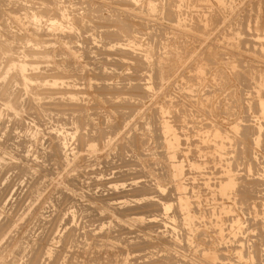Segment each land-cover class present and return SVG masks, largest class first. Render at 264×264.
I'll list each match as a JSON object with an SVG mask.
<instances>
[{
	"label": "rangeland",
	"instance_id": "rangeland-1",
	"mask_svg": "<svg viewBox=\"0 0 264 264\" xmlns=\"http://www.w3.org/2000/svg\"><path fill=\"white\" fill-rule=\"evenodd\" d=\"M1 1L0 158L11 165L0 173V264H264V0ZM60 8L75 26L48 29ZM19 63L34 77L29 93L10 69ZM232 177L241 185L224 196ZM173 184L190 222L174 235L173 212H160Z\"/></svg>",
	"mask_w": 264,
	"mask_h": 264
},
{
	"label": "bare ground",
	"instance_id": "bare-ground-1",
	"mask_svg": "<svg viewBox=\"0 0 264 264\" xmlns=\"http://www.w3.org/2000/svg\"><path fill=\"white\" fill-rule=\"evenodd\" d=\"M8 1H9V0H8ZM14 1H15V0H14ZM17 1H18V0H16V2H17ZM24 1H25V0H24ZM58 1H59V0H58ZM115 1H116V0H115ZM242 1H243V0H242ZM4 2H6V1H4ZM4 2H3V3H4ZM9 2H10V1H9ZM11 2L13 3V1H11ZM16 2H15V3H16ZM26 2H27V1H26ZM26 2H23V3H26ZM28 2H29V1H28ZM28 2H27V3H28ZM59 2L61 3V0H60ZM137 2H138V1H137ZM179 2H180V0H179ZM193 2H194V1H193ZM199 2H200V1H199ZM0 3L2 4V1H1V0H0ZM20 3H21V2L18 3V6L20 5ZM55 3H56V2H55ZM124 3H125V2H124ZM186 3H187V2H186ZM186 3H185V4H186ZM1 4H0V5H1ZM16 4H17V3H16ZM51 4H52V3H51ZM181 4H182V1H181ZM251 4H252V3H251ZM6 5H7V4H6ZM14 5H15V4L13 3V6H14ZM22 5H23V4H22ZM54 5H55V7H57L56 4H54ZM54 5L52 4V6H54ZM58 5H59V4H58ZM187 5H188V4H187ZM195 5H196V4H195ZM243 5H244V4H243ZM16 6H17V5H16ZM23 6H24V5H23ZM25 6H26V4H25ZM25 6L22 7V10L24 11V13H28V15H31L30 17H31L32 19H31V18H30L31 20L28 19L29 22L33 21V23L35 24V26H36V23H38L37 25H40L39 22L42 21V20H40V19H42V18H41V13H40V15L37 13V12H38V8H37V10H36V8L33 7V6H32V7H26V8H25ZM35 6H36V4H35ZM41 6H42V4H41ZM63 6H64V5H63ZM172 6H173V5H172ZM181 6H183V5H181ZM184 6H185V5H184ZM8 7H9V6H8ZM8 7H7V8H8ZM60 7H61V6H60ZM19 8H20V7H19ZM19 8H18V9H19ZM220 8H221V7H220ZM20 9H21V8H20ZM52 9H54V8H52ZM55 9L57 10L58 8H55ZM62 9H63V8H62ZM62 9L60 8V12L63 14V15H61V16H62V20L60 19L61 17H60V18L58 17V16L60 15L59 13H56V14H55V11H56V10H55V11H52V12H54L55 15H58L57 17H58V19L61 20V23H60V21L57 22L58 19L56 18L57 20H55V22H54V21H50V23H49L48 25H46V26H48V29L55 30L56 28H57V29H58V28L61 29V28H66L67 26H69V25H66V24L63 22V20L66 19L67 15L64 14V12H65L66 9H65V10H62ZM175 9H176V8H175ZM261 9H262V8H261ZM13 10H14V9H13ZM50 10H51V9H50ZM61 10H62V11H61ZM250 10H251V9H250ZM4 11L6 12V10H4ZM18 11H19V10H18ZM25 11H26V12H25ZM29 11H31V13H30ZM44 11H45V10H44ZM58 11H59V10H58ZM252 11H253V10H252ZM41 12H42V11H41ZM248 12H249V11H248ZM0 13H2V11H0ZM18 13H19V12H18ZM24 13H23V14H24ZM47 13H48V12H47ZM49 13H50V12H49ZM49 13H48V15H49ZM66 13H67V12H66ZM69 13H70V12H69ZM176 13H177V12H176ZM15 14H16V13H15ZM43 14H44V13H43ZM45 14H46V13H45ZM54 14L52 13L53 16H54ZM72 14H73V13H72ZM254 14H255V13H254ZM4 15H5V14H4ZM4 15H3V16H4ZM17 15H18V14H17ZM25 15H27V14H24V16H23V17L21 16V17H22L23 19H24V18L26 19L28 15H27V16H25ZM3 16H2V17H3ZM91 16H92V15H91ZM91 16H90V17H91ZM96 16H97V15H96ZM99 16H100V15H99ZM78 17H79V16H78ZM80 17H81V16H80ZM209 17H210V16H209ZM252 17H253V16H252ZM43 18H44V17H43ZM73 18H74V17H73ZM2 19H3V18H2ZM18 19H19V18H18ZM48 19H49V18H48ZM69 19H70V18H69ZM78 19H79V18H78ZM87 19H88V17H87ZM92 19H93V17L91 18V20H92ZM12 21H13V20H12ZM43 21H44V20H43ZM65 21H66V23L68 24L67 19H66ZM74 21H75V20H74ZM74 21H72V22H74ZM21 22H22V19H21ZM29 22H28V23H29ZM70 22H71V21H70ZM70 22H69V23H70ZM75 22H76V21H75ZM75 22H74V24H75ZM26 23H27V22H26ZM47 23H48V22H47ZM85 23H86V22H85ZM216 23H217V22H216ZM253 23H254V22H253ZM30 24L32 25V28H33L34 24H32V23H30ZM30 24H29V25H30ZM64 24L66 25V27H64ZM71 24H72V23H71ZM77 24H78V23H77ZM129 24H130V23H129ZM231 24H232V23H231ZM244 24H245V23H244ZM244 24H243V25H244ZM14 25H15V24H14ZM31 25H30V26H31ZM81 25H82V24H81ZM87 25H88V24H87ZM30 26H28V27H30ZM73 26H75V25H73ZM73 26H69V27H73ZM20 27H21V26H20ZM38 27H39V26H38ZM81 27H82V26H81ZM83 27H84V25H83ZM263 27H264V26H263ZM67 28H68V27H67ZM78 28H79V27H78ZM90 28H91V27H90ZM90 28H89V29H90ZM8 30H9V29H8ZM35 30H36V29H35ZM37 30H39V29L37 28ZM158 30H160V29H158ZM235 30H236V29H235ZM9 31H10V30H9ZM69 31H70V29H69ZM78 31H79V30H78ZM83 31H84V30H83ZM91 31H92V30H91ZM56 32H57V31H56ZM70 32H72V31H70ZM9 33H10V32H9ZM38 33H39V32H38ZM45 33H46V32H45ZM65 33H66V32H65ZM74 33H75V32H74ZM79 33H81V32H79ZM235 33H236V32H235ZM246 33H247V32H246ZM246 33H245V34H246ZM5 34H6V33H5ZM47 34H48V33H47ZM76 34H77V33H75V35H76ZM116 34H117V33H116ZM15 35H17V34H15ZM43 35H45V34L43 33ZM59 35H60V34H59ZM51 36H52V35H51ZM76 36L78 37V35H76ZM90 36H91V35H90ZM108 36H109V35H108ZM124 36H125V35H124ZM136 36H137V35H136ZM239 36H240V34H239ZM239 36H238V37H239ZM4 37H5V36H4ZM4 37H3V38H4ZM6 37H7V36H6ZM16 37H17V36H16ZM62 37H63V36H62ZM154 37H155V35H154ZM157 37H158V36H157ZM234 37H235V36H234ZM234 37H233V38H234ZM260 37H261V36H260ZM66 38H67V37H66ZM74 38H75V37H74ZM82 38H83V37H82ZM99 38H100V37H99ZM86 39H87V37H86ZM95 39H96V38H95ZM237 39H238V38H237ZM21 40H22V39H21ZM73 40H74V39H73ZM112 40H113V39H112ZM115 40H116V39H115ZM148 40H149V39H148ZM154 40H155V39H154ZM159 40H160V39H159ZM261 40H262V39H261ZM10 41H11V40H10ZM14 41H15V40H14ZM51 41H52V40H51ZM79 41H80V38H79ZM79 41H78V42H79ZM92 41H93V40H92ZM106 41H107V40H106ZM155 41H156V40H155ZM52 42H54V41H52ZM70 42H71V41H70ZM73 42H74V41H73ZM75 42H76V40H75ZM80 42H81V41H80ZM84 42H85V41H84ZM251 42H252V41H251ZM13 43H14V42H13ZM97 43H98V42H97ZM99 43H100V42H99ZM135 43H136V42H135ZM151 43H152V42H151ZM154 43H155V42H154ZM154 43H153V44H154ZM6 44H7V43H6ZM8 44H9V43H8ZM19 44H21V43L19 42ZM81 44H82V43H81ZM84 44H85V43H84ZM93 44H94V42H93ZM100 44H101V43H100ZM240 44H241V43H240ZM249 44H250V43H249ZM1 45H2V44H1ZM9 45H11V44H9ZM14 45H15V44H14ZM44 45H45V44H44ZM46 45H47V44H46ZM87 45H88V44H87ZM89 45L92 46V44H89ZM154 45H155V44H154ZM3 46H4V45H3ZM7 46H8V45H7ZM24 46H25V45H24ZM35 46H36V45H35ZM37 46H38V45H37ZM94 46H95V45H94ZM155 46H156V45H155ZM244 46H245V45H244ZM19 47H20V45H19ZM25 47H26V46H25ZM89 47H90V46H89ZM123 47H124V46H123ZM253 47H254V46H253ZM257 47H260V46H257ZM28 48H29V47H27L26 49H28ZM67 48H68V47H67ZM95 48H96V47H95ZM112 48H113V47H112ZM112 48H111V49H112ZM128 48H129V47H128ZM152 48H153V47H152ZM29 49L32 50V48H29ZM29 49H28V50H29ZM33 49H34V46H33ZM37 49H38V48H37ZM70 49H71V48H70ZM87 49H88V48H87ZM96 49H97V48H96ZM131 49H132V48H131ZM154 49H157V48H154ZM247 49H248V48H247ZM9 50H10V49H9ZM85 50H86V49H85ZM88 50H89V49H88ZM88 50H87V51H88ZM120 50H121V49H120ZM132 50H133V49H132ZM252 50H253V49H252ZM6 51H7V50H6ZM6 51H5V52H6ZM20 51H21V50H20ZM154 51H155V50H154ZM154 51H153V52H154ZM156 51H157V50H156ZM5 52H4V53H5ZM24 52H25V51H24ZM28 52H29V51H28ZM31 52H32V51H31ZM34 52H36V51L34 50ZM39 52H40V50H39ZM123 52H124V50H123ZM129 52H130V51H129ZM1 53H2V52H1ZM14 53H15V52H14ZM16 53H17V52H16ZM19 53H20V52H19ZM26 53H27V51H26ZM41 53H42V52H41ZM48 53H49V52H48ZM57 53H58V52H57ZM57 53H56V54H57ZM71 53H72V52H71ZM85 53H87V52H85ZM96 53H97V52H96ZM146 53H148V52H146ZM157 53H158V52H157ZM27 54H28V53H27ZM59 54H60V53H59ZM126 54H127V53H126ZM134 54H135V53H134ZM259 54H260V53H259ZM259 54H258V55H259ZM47 55H48V54H47ZM49 55H50V53H49ZM74 55H75V54H74ZM120 55H121V54H120ZM5 56H7V55H5ZM8 56H10V53H9ZM11 56H12V55H11ZM14 56H15V55H14ZM17 57H19V56H17ZM46 57H48V56H46ZM155 57H156V56H155ZM15 58H16V57H15ZM24 58H25V57H24ZM62 58H63V57H62ZM88 58H89V57H88ZM94 58H95V57H94ZM7 59H8V58H7ZM7 59H6V60H7ZM32 59H33V58H32ZM39 59H40V58H39ZM65 59H66V57H65ZM104 59H105V58H104ZM223 59H224V58H223ZM21 60H22V59H21ZM42 60H43V59H42ZM99 60H100V59H99ZM1 61H2V60H1ZM4 61H5V60H4ZM7 61H8V60H7ZM47 61H48V60H47ZM66 61H67V60H66ZM104 61H105V60H104ZM152 61H153V60H152ZM12 62H13V61H12ZM21 62H22V61H21ZM33 62H34V61H33ZM40 62H41V61H40ZM42 62H43V61H42ZM44 62H46V61H44ZM93 62H94V61H93ZM98 62H99V61H98ZM101 62H102V60H101ZM105 62H106V61H105ZM144 62H145V61H144ZM38 63H39V61L37 62V64H38ZM106 63H107V62H106ZM150 63H151V62H150ZM32 64H33V63H32ZM32 64H31V65H32ZM35 64H36V63H35ZM35 64H34V65H35ZM45 64H46V63H45ZM95 64H96V63H95ZM104 64H105V63H104ZM111 64H112V63H111ZM120 64H121V63H120ZM153 64H154V62H153ZM213 64H214V63H213ZM28 65H29V64H28ZM42 65H43V64H42ZM97 65H98V63H97ZM148 65H149V64H148ZM151 65H152V64H151ZM156 65H158V64H156ZM0 66H1V65H0ZM8 66H9V65H8ZM94 66H95V65H94ZM106 66H107V65H106ZM109 66H110V65H109ZM219 66H220V65H219ZM3 67H4V66H3ZM6 67H7V66H6ZM6 67H5V68H6ZM27 67H28V66H27L26 64H24V63H19L18 65H14V64H13L12 68H10L11 71H12L13 69L16 70L17 74H19V73H20L21 75L24 74V76H21V77H23L24 79H22L21 77H19V78L21 79L22 84H23V86H24V87H23L24 89H22V90H23V91L25 90L26 92H27V90H29V88L34 87V85H33V84H34V80H33L34 77L32 78L31 76L29 77V75H28V76L25 75V74L27 73V72H26ZM42 67H43V66H42ZM44 67H45V66H44ZM78 67H79V66H78ZM110 67H111V66H110ZM142 67H143V66H142ZM155 67H156V66H155ZM5 68H4V69H5ZM113 68H114V67H113ZM140 68H141V67H140ZM156 68H157V67H156ZM227 68H228V67H227ZM119 69H120V68H119ZM119 69H117V70H119ZM151 69H152V68H151ZM100 70H101V69H100ZM107 70H108V69H107ZM158 70H159V68H158ZM234 70H235V69H234ZM6 71H7V69H6ZM28 71H29V70H28ZM47 71H48V70H47ZM96 71H97V70H96ZM109 71H111V70H109ZM159 71H160V70H159ZM159 71H158V72H159ZM3 72H5V71L3 70ZM7 72H8V71H7ZM49 72H50V71H49ZM101 72H103V71H101ZM118 72H119V71H118ZM230 72H231V71H230ZM9 73H10V72H9ZM9 73H8V74H9ZM103 73H104V72H103ZM148 73H149V71H148ZM5 74H6V73H5ZM8 74H7V76H8ZM12 74H13V73H12ZM15 74H16V73H15ZM20 74H19L18 76H20ZM104 74H105V73H104ZM158 74H159V73H158ZM160 74H161V73H160ZM160 74H159V75H160ZM240 74H241V73H240ZM262 74H263V73H262ZM41 75H42V74H41ZM43 75H44V74H43ZM50 75H51V74H50ZM5 76H6V75H5ZM10 76H11V75H10ZM13 76H14V75H13ZM160 76H162V75H160ZM160 76H159V77H160ZM235 76H236V75H235ZM252 76H253V75H252ZM44 77H45V76H44ZM47 77H48V76H47ZM50 77H51V76H50ZM138 77H139V76H138ZM36 78H37V77H36ZM42 78H43V77H42ZM42 78L40 77V79H42ZM237 78H238V77H237ZM20 79H19V80H20ZM37 79H38V78H37ZM43 79H44V78H43ZM45 79H46V78H45ZM137 79H138V78H137ZM161 79H163V78L161 77ZM10 80H12V79H10ZM50 80H51V79H50ZM74 80H75V79H74ZM124 80H125V79H124ZM157 80H158V79H157ZM29 81L32 82V84H31ZM35 81H36V79H35ZM46 81H47V80H46ZM81 81H82V80H81ZM103 81H104V80H103ZM153 81H154V80H153ZM5 82H6V81H5ZM53 82H54V81H53ZM79 82H80V81H79ZM132 82H133V81H132ZM159 82H160V81H159ZM8 83H9V82H8ZM35 83H37V82H35ZM41 83H43V82H41ZM55 83L57 84L58 82H55ZM55 83H53V84H55ZM68 83H69V82H68ZM102 83H103V82H102ZM135 83H136V82H135ZM239 83H240V82H239ZM18 84H19V83H18ZM37 84H38V83H37ZM44 84H45V83H44ZM65 84H66V83H65ZM65 84H64V85H65ZM106 84H108V83H106ZM138 84H139V83H138ZM4 85H5V84H4ZM35 85H36V84H35ZM46 85H47L48 87H49V86H50V87H51V86H55V85L48 84V83H46ZM57 85H58V84H57ZM131 85H132V84H131ZM141 85H142V84H141ZM7 86H8V85H7ZM47 86H46V87H47ZM79 86H80V85H79ZM119 86H120V85H119ZM10 87H11V86H10ZM10 87H8V88H10ZM20 87H21V86H20ZM37 87H38V85H37ZM37 87H36V89H37ZM63 87H64V86H63ZM65 87H66V85H65ZM100 87H101V86H100ZM259 87H261V88L263 87V89H264V80L261 81V84H259ZM0 88H1V87H0ZM5 88H6V87H5ZM38 89H39V88H38ZM67 89H68V88H67ZM102 89H103V88H102ZM132 89H133V88H132ZM6 90H7V89H5V91H6ZM13 90H14V89H13ZM44 90H45V89H44ZM103 90H104V89H103ZM128 90H129V89H128ZM235 90H236V89H235ZM260 90H261V89H260ZM2 91H3V90H2ZM8 91H9V90H8ZM11 91H12V90H11ZM20 91H21V90H20ZM41 91L43 92V90H41ZM67 91H68V90H67ZM123 91H124V90H123ZM134 91H135V90H134ZM6 92H7V91H6ZM12 92H13V91H12ZM147 92H149V91H147ZM262 92H263V91H262ZM15 93H16V92H15ZM15 93H13V94H15ZM17 93H18V92H17ZM17 93H16V94H17ZM27 93H29V92H27ZM30 93H31V92H30ZM39 93H40V92H39ZM52 93H53V92H52ZM54 93H55V92H54ZM123 93H124V92H123ZM157 93H158V92H157ZM0 94H1V93H0ZM10 94H11V93H10ZM19 94H20V93H19ZM31 94H32V93H31ZM31 94H29V95H31ZM37 94H38V93H37ZM42 94H43V93H42ZM55 94H56V93H55ZM116 94H117V93H116ZM120 94H121V93H120ZM38 95H39V94H38ZM109 95H110V94H109ZM126 95H127V94H126ZM148 95H149V94H148ZM262 95H263V94H262ZM262 95H261V96H262ZM18 96H19V95H18ZM22 96H23V95H22ZM22 96H21V98H22ZM25 96H27L26 93H25ZM32 96H33V95H32ZM49 96H50V95H49ZM113 96H114V95H113ZM35 97H37V98H36V101H37V100H38V96L35 95ZM53 97H54V96H53ZM73 97H74V96H73ZM173 97H174V96H173ZM252 97H253V96H252ZM3 98H4V96H3ZM16 98H17V97H16ZM21 98H20V99H21ZM30 98H31V97H30ZM30 98H29V99H30ZM32 98H33V97H32ZM39 98H40V97H39ZM115 98H116V97H115ZM138 98H139V97H138ZM13 99H14V98H13ZM26 99H27V97H26ZM46 99H47V98H46ZM136 99H137V98H136ZM139 99H140V98H139ZM259 99H260V98H259ZM33 100H34V99H33ZM39 100H40V99H39ZM39 100H38V101H39ZM51 100H52V99H51ZM53 100H54V99H53ZM68 100H69V99H68ZM88 100H89V99H88ZM125 100H126V98H125ZM157 100H158V99H157ZM249 100H250V99H249ZM20 101H21V100H20ZM38 101H37V103L40 104V101H39V102H38ZM41 101H43L42 98H41ZM47 101H48V99H47ZM139 101H140V100H139ZM250 101H251V100H250ZM32 102H34V101H32ZM32 102H31V103H32ZM68 102H69V101H68ZM154 102H155V101H154ZM258 102L261 103V108H262V111H263L262 116H263V115H264V99H263V101H262V99H260V101H258ZM5 103H6V102H4V104H1V108H3V106H5V107L3 108V109H5V110L7 109L6 107H9L8 109L12 108V104H13V103L10 104L11 102H8L7 105H6ZM18 103H19V102H18ZM22 103H23V102H22ZM27 103H28V102H27ZM37 103H36V104H37ZM132 103H133V102H132ZM168 103H169V102H168ZM217 103H218V102H217ZM9 104L11 105V107H10ZM23 104H24V103H23ZM45 104H46V103H45ZM59 104H60V103H59ZM71 104H72V103H71ZM258 104H259V103H258ZM13 105H14V104H13ZM40 105H41V104H40ZM48 105H51V106H52V104H48ZM53 105H54V104H53ZM57 105H58V104H57ZM57 105H56V106H57ZM125 105H126V104H125ZM26 106H27V105H25V108H26ZM58 106H59V105H58ZM63 106H64V105H63ZM132 106H134V105H132ZM170 106H171V105H170ZM33 107H34V105H33ZM41 107H42V106H41ZM49 107H50V106H49ZM122 107H123V106H122ZM259 107H260V106H259ZM14 108H15V107H14ZM46 108H47V107H46ZM120 108H121V107H120ZM142 108H143V107H142ZM217 108H218V107H217ZM16 109H17V108H15V110H16ZM59 109H60V108H59ZM81 109H82V108H81ZM13 110H14V109H10L11 112H15V113H16V111H18V109H17L16 111H15V110L13 111ZM24 110H26V109H24ZM24 110H23V111H24ZM37 110H39V109H37ZM52 110H53V109H52ZM127 110H128V109H127ZM245 110H246V109H245ZM19 111H20V110H19ZM19 111H18V112H19ZM21 111H22V110H21ZM43 111H44V108H43ZM43 111H42V112H43ZM48 111H49V110H48ZM58 111H59V110H57V111L53 110V111H51L50 113L48 112V113H49L48 116H49L50 118L54 119V118L58 117V116L61 114L60 117H62L64 112H63V113H60L61 110H60L59 112H58ZM118 111H119V110H118ZM130 111H131V110H130ZM7 112H8V110H7ZM11 112H10V113H11ZM18 112H17V113H18ZM30 112H31V111H30ZM42 112H41V113H42ZM44 112H45V111H44ZM154 112H155V111H154ZM17 113H16V114H17ZM24 113H25V112H24ZM35 113H37V112H35ZM38 113H39V112H38ZM53 113H55V114H53ZM120 113H121V112H120ZM123 113H124V112H123ZM29 114H30V113H29ZM43 114H45V113H43ZM80 114H81V113H80ZM96 114H97V113H96ZM129 114H130V113H129ZM9 115H10V114H9ZM46 115H47V114H46ZM46 115H45V116H46ZM5 116H7V115H5ZM10 116H11V115H10ZM13 116H14V113H13ZM13 116H12V117H13ZM16 116H17V115H16ZM35 116H36V114H35ZM40 116H42V115H40ZM145 116H146V115H145ZM154 116H155V115H154ZM42 117H44V116H42ZM42 117H40V118H42ZM129 117H130V116H129ZM175 117H176V116H175ZM38 118H39V117H38ZM63 118H64V117L61 118L62 121H64L65 118H69V116L65 117L64 119H63ZM9 119H10V118H9ZM13 119H14V118H13ZM43 119H44V120H41V121H44V123L46 124L48 121H47V122H45V121H46L48 118H47V119H46V118H43ZM45 119H46V120H45ZM56 119H58V118H56ZM33 120H34V119H33ZM59 120H60V119H59ZM130 120H131V119H130ZM260 120H261V119H260ZM16 121H17V120H16ZM31 121H32V120H31ZM31 121H30V123H34L33 121H32V122H31ZM65 121H68V120L66 119ZM69 121H70V119H69ZM36 122H37V121H36ZM71 122H72V121H71ZM76 122H77V121H76ZM79 122H80V121H79ZM17 123L19 124V121H18ZM17 123L15 122L16 125H18ZM51 123H52V122H51ZM67 123H68V122H67ZM67 123H66V124H67ZM72 123H73V122H72ZM244 123H245V122H244ZM4 124H5V123H4ZM9 124H10V123H9ZM34 124H35V123H34ZM47 124H48V123H47ZM52 124H53V123H52ZM251 124H252V123H251ZM19 125H20V124H19ZM31 125H32V124H31ZM36 125H37V124H36ZM64 125H65V124H64ZM68 125L70 126V124H68ZM119 125H120V124H119ZM11 126L13 127V125H11ZM14 126H15V125H14ZM21 126H23V123H21ZM39 126H41V125L39 124ZM61 126H62V124H61ZM65 126H66V125H65ZM145 126H146V125H145ZM6 127H7V126H6ZM23 127H24V126H23ZM31 127H32V126H31ZM56 127H57V126H56ZM62 127H63V126H62ZM263 127H264V126H263ZM15 128H17V127H15ZM24 128L27 129L26 125H25ZM36 128H37V127H36ZM156 128H157V126H156ZM156 128H155V129H156ZM161 128H162V130H161V129L158 130V132H160V133H161V131H163V126H162ZM8 129H9V127H8ZM20 129H22V127H20ZM54 129H55V128H54ZM74 129H75V128H74ZM155 129H154V130H155ZM18 130H19V129H18ZM49 130H50V129H49ZM82 130H83V129H82ZM88 130H89V129H88ZM148 130H149V129H148ZM243 130H244V129H243ZM243 130H242V131H243ZM16 131H17V130H15L14 133H16ZM20 131H21V130H20ZM30 131H31V130H30ZM213 131H214V130H213ZM0 132H1V131H0ZM24 132L26 133V131H24ZM28 132H29V131H28ZM82 132H83V131H82ZM3 133H4V132H3ZM19 133H20V132H19ZM31 133H32V132H31ZM31 133H30V134H31ZM34 133H35V132H34ZM53 133H54V132H53ZM110 133H111V132H110ZM261 133H262V132H261ZM30 134L28 133L27 136L30 137V136H29ZM35 134H37V133H35ZM78 134H79V133H78ZM80 134H81V133H80ZM162 134H163V133H162ZM162 134H161V135H162ZM247 134H248V133H247ZM257 134H258V133H257ZM3 135H4V134H3ZM7 135H8V133H7ZM55 135H56V134H55ZM93 135H94V134H93ZM155 135H156V134H155ZM9 136H10V135H9ZM9 136H8V137H9ZM24 136H25V135H24ZM27 136H26L25 138H27ZM31 136H32V135H31ZM82 136H83V135H82ZM17 137H18V136H17ZM22 137H23V136H22ZM52 137H53V136H52ZM86 137H87V135H86ZM90 137H91V136H90ZM92 137H93V136H92ZM113 137H114V136H113ZM156 137H157V136H156ZM32 138H34V137H32ZM65 138H66V137H65ZM104 138H105V137H104ZM23 139H24V138H23ZM66 139H67V138H66ZM157 139H158V138H157ZM16 140H17V138H16ZM31 140H32V139H31ZM131 140H132V139H131ZM133 140H134V139H133ZM236 140H237V139H236ZM29 141H30V140H29ZM117 141H118V140H117ZM135 141H136V140H135ZM156 141H157V140H156ZM165 141H166V140H165ZM176 141H177V140H176ZM26 143H27V142H26ZM113 143H114V142H113ZM258 143H259V142H258ZM5 144H6V143H5ZM19 144H20V143H19ZM233 144H234V143H233ZM9 145H10V143H9ZM14 145H15V144H14ZM14 145H13V146H14ZM169 145H170V144H169ZM257 145H258V144H257ZM24 146H26V145H24ZM77 146H78V145H77ZM228 146H229V145H228ZM14 147H15V146H14ZM58 147H59V145H58ZM60 147H61L62 149L64 148V146H62L61 144H60ZM60 147H59V148H60ZM175 147H176V146H175ZM55 148H56V147H55ZM61 148H60V149H61ZM72 148H73V147H72ZM122 148H123V147H122ZM16 149H17V148H16ZM20 149H21V148H20ZM25 149H26V148H25ZM216 149H217V148H216ZM252 149H253V148H252ZM28 150H29V149H28ZM38 150H39V149H38ZM56 150H57V149H56ZM218 150H219V149H218ZM246 150H247V149H246ZM17 151H18V150H17ZM20 151H21V150H20ZM263 151H264V150H263ZM68 152H69V151H68ZM117 152H118V151H117ZM139 152H140V151H139ZM44 153H45V152H44ZM47 153H48V152H47ZM59 153H60V152H59ZM120 153H121V152H120ZM160 153H161V152H160ZM45 154H46V153H45ZM131 154H132V152H131ZM243 154H244V153H243ZM46 155H47V154H46ZM46 155H45V156H46ZM48 155H49V154H48ZM0 157H2V156H0ZM178 157H179V156H178ZM61 158H62V157H61ZM65 158H66V157H65ZM123 158H124V157H123ZM62 159H63V158H62ZM66 159H67V158H66ZM128 159H129V158H128ZM111 160H112V159H111ZM5 161H6V160H4V158H2V159L0 158V173L3 172L2 168L6 167L7 165H9V166L11 165V164H7V165H6V164H5ZM124 162H125V161H124ZM134 162H135V161H134ZM3 163L5 164V166H4ZM6 163H7V162H6ZM125 163H126V162H125ZM2 164H3V165H2ZM115 164H116V163H115ZM122 164H123V163H122ZM162 164H163V163H162ZM48 165H49V164H48ZM130 165H131V164H130ZM135 165H136V164H135ZM135 165H134L133 167H135ZM3 166H4V167H3ZM149 166H151V165H149ZM245 166H246V165H245ZM250 166H251V165H250ZM14 167H15V166H14ZM14 167H13V168H14ZM139 167H140V166H139ZM158 167H159V165H158ZM137 168H138V167H137ZM156 168H157V167H156ZM184 168H185V167H184ZM168 169H169V168H168ZM236 170H237V169H236ZM135 171H136V170H135ZM141 171H142V170H141ZM22 172H23V171H22ZM132 172H133V171H132ZM160 172H161V171H160ZM223 172H224V171H223ZM253 172H254V171H253ZM228 173H229V172H228ZM231 173H232V172H231ZM233 173H234V172H233ZM27 174H28V173H27ZM121 174H122V173H121ZM141 174H142V173H141ZM165 174H166V173H165ZM165 174H163V175H165ZM229 174H230V173H229ZM18 175H19V174H18ZM163 175H162V176H163ZM221 175H222V174H221ZM230 175H231V174H230ZM230 175H229V176H230ZM233 175H234V174H233ZM233 175H232V176H233ZM10 176H11V175H10ZM108 177H109V176H108ZM259 177H260V176H259ZM22 178H23V177H22ZM33 178H34V177H33ZM97 178H98V177H97ZM223 178H224V177H223ZM253 178H254V177H253ZM141 179H142V178H141ZM229 179H230V178H229ZM233 179H234V177L231 178V180H230L231 183H229L230 181L228 182L229 185H227L228 183L226 184L227 186H225V191H224V188H223L222 191H224V192H223L224 196H225V195H226V196H227V195H229V196L232 195L231 193H233L234 190H235V189H238V186L241 185V183L238 184V182H235V181H238V179L235 178V179H236V180H234L235 183L233 182ZM144 180H145V179H144ZM198 180H199V179H198ZM223 180H224V179H223ZM225 180H226V179H225ZM225 180H224V182H225ZM86 181H87V180H86ZM149 181H150V180H149ZM171 181H172V180H171ZM145 183H146V182H145ZM185 183H186V182H185ZM204 183H205V182H204ZM221 183H222V182H221ZM225 183H226V182H225ZM19 184H20V183H19ZM29 184H30V183H29ZM33 184H34V182H33ZM36 184H37V183H36ZM36 184H34V185L36 186ZM108 184H109V183H108ZM114 184H115V183H114ZM135 184H136V183H135ZM141 184H142V183H141ZM178 184H179V183H178ZM249 184H250V183H249ZM6 185H7V184H6ZM21 185H22V184H21ZM37 185H38V184H37ZM39 185H40V184H39ZM137 185H139V184H137ZM173 185H175V184H173ZM187 185H188V184H187ZM224 185H225V184H224ZM18 186H19V185H18ZM190 186H191V185H190ZM192 186H193V185H192ZM217 186H218V185H217ZM242 186H243V184H242ZM244 186H245V184H244ZM262 186H263V185H262ZM19 187H20V186H19ZM41 187H42V186H41ZM152 187H153V186H152ZM222 187H223V186H222ZM240 187H241V186H240ZM20 188H21V187H20ZM159 188H160V187H159ZM146 189H147V188H146ZM173 189H174L173 192H176V197H175L174 199L172 198L173 201H174L173 205L171 204V205H172V206H171V205H165V204H163V206H161V208H162V207H163V208H162V210H160V212H161V214L169 213L168 211L173 212V213L170 212V213L172 214V216H171V218H170V221H172V220L175 221L176 225H175V227L173 226V227H174V228L172 229L173 231H170V232H172V234L174 235V234L176 233V231H185V230H183V227H184V226H185V227L187 226V227L189 228L188 225H189L190 222H189V221L186 222V220H185V222H183V221H182L183 219L181 220V218H184V217L186 216V215H185L186 213H183V208H184V207H187V206H186V204L184 203V201H183L182 199H180V196H181V195L179 194L180 186L175 185ZM221 189H222V188H221ZM240 189H242V188H240ZM243 189H245V188H243ZM7 190H8V189H7ZM18 190H19V189H18ZM164 190H165V189H164ZM219 190H220V189H219ZM253 190H254V188H253ZM19 191H20V190H19ZM34 191H35V190H34ZM41 191H43V190H41ZM135 191H136V190H135ZM154 191H155V190H154ZM157 191H158V190H157ZM194 191H195V190H194ZM240 191H241V190H240ZM240 191H239V192H240ZM7 192H8V191H7ZM9 192L11 193V191H9ZM9 192H8V193H9ZM144 192H145V190H144ZM147 192H148V191H147ZM155 192H156V191H155ZM159 192H160V191H159ZM168 192H169V191H168ZM219 192H220V191H219ZM235 192H236V191H235ZM237 192H238V190H237ZM254 192H255V191H254ZM8 193H7V194H8ZM29 193H30V192H29ZM164 193H165V191H164ZM33 194H34V193H33ZM36 194H37V193H36ZM103 194H104V193H103ZM103 194H102V195H103ZM174 194H175V193H174ZM183 194H184V193H183ZM223 194H221V195H223ZM163 195H164V194H163ZM169 195H170V194H169ZM216 195H217V194H216ZM235 195H236V194H235ZM7 196L9 197L10 195L8 194V195H6L5 197H7ZM12 196H13V195H12ZM16 196H17V195H16ZM33 196H34V195H33ZM117 196H118V195H117ZM172 196H173V194H172ZM242 196H243V194H242ZM247 196H248V195H247ZM251 196H252V195H251ZM14 197H15V196H14ZM14 197H13V198H14ZM21 197H22V196H21ZM37 197H38V196H37ZM103 197H104V196H103ZM114 197H116V196H114ZM121 197H122V196H121ZM138 197H139V196H138ZM141 197H142V196H141ZM159 197H160V196H159ZM169 197H170V196H169ZM202 197H203V196H202ZM231 197H232V196H231ZM237 197H238V196H237ZM13 198L11 197V199H13ZM24 198H25V197H24ZM24 198H23V199H24ZM26 198H27V197H26ZM32 198H33V197H32ZM32 198H31V200H32ZM60 198H61V197H60ZM139 198H140V197H139ZM150 198H151V197H150ZM152 198H153V197H152ZM252 198H253V197H252ZM6 199H7V198H6ZM8 199H9V198H8ZM23 199H22V200H23ZM128 199H129V198H128ZM145 199L147 200V198H145ZM183 199H185V198H183ZM226 199H227V198H226ZM240 199H242V198H240ZM123 200H124V199H123ZM135 200H136V199H135ZM200 200H201V199H200ZM238 200H239V199H238ZM256 200H257V199H256ZM258 200H259V199H258ZM3 201H4V200H3ZM16 201H17V200H16ZM110 201H111V200H110ZM149 201H150V200H149ZM186 201H187V199H186ZM29 202H30V201H29ZM32 202H33V201H32ZM32 202H31V203H32ZM131 202H132V201H131ZM134 202H135V201H134ZM134 202H133V204H134ZM151 202H152V201H151ZM21 203H22V202H21ZM31 203H30V204H31ZM103 203H104V202H103ZM123 203H124V202H123ZM139 203H140V202H139ZM139 203H137V204H139ZM143 203H144V201H143ZM156 203H157V202H156ZM160 203H161V202H160ZM188 203H189V202H188ZM250 203H251V202H250ZM255 203H256V202H255ZM8 204H10V202H9ZM27 204H28V203H27ZM121 204H122V203H121ZM124 204H125V203H124ZM133 204H132V207H133ZM161 204H162V203H161ZM235 204H236V203H235ZM241 204H242V203H241ZM3 205H4V204H3ZM19 205H20V204H19ZM22 205H23V203H22ZM125 205H126V204H125ZM130 205H131V204H130ZM149 205H150V204H149ZM159 205H160V204H159ZM0 206H1V205H0ZM10 206H11V205H10ZM76 206H77V205H76ZM81 206H82V205H81ZM121 206H122V205H121ZM135 206H136V205H135ZM244 206H247V205H244ZM11 207H12V206H11ZM82 207H83V206H82ZM117 207H118V206H117ZM128 207H129V206H128ZM221 207H222V206H221ZM221 207H220V208H221ZM259 207H260V206H259ZM262 207H263V206H262ZM16 208H17V207H16ZM25 208H26V207H25ZM27 208H28V207H27ZM118 208H119V207H118ZM124 208H125V207H124ZM138 208H139V207H138ZM187 208H188V207H187ZM242 208H243V207H242ZM260 208H261V207H260ZM6 209H7V207H6ZM6 209H5V210H6ZM12 209H13V207L11 208V210H12ZM75 209H76V208H75ZM218 209H219V208H218ZM7 210H8V209H7ZM7 210H6V211H7ZM11 210H10V211H11ZM125 210H127V209H125ZM157 210H158V208H157ZM216 210H217V209H216ZM243 210H244V209H243ZM243 210H242V211H243ZM247 210H249L248 212L250 213L251 208H250V209L247 208ZM255 210H256V209H255ZM13 211H14V210H13ZM22 211H23V210H22ZM122 211H123V210H122ZM244 211H245V210H244ZM18 212H19V211H18ZM82 212H83V211H82ZM118 212H119V211H118ZM125 212H126V211H125ZM125 212H124V213H125ZM188 212H189V211H188ZM226 212H227V211H226ZM245 212H247V211H245ZM245 212H244V213H245ZM5 213H6V212H5ZM5 213H4V214H5ZM88 213H89V211H88ZM251 213H252V212H251ZM74 214H75V213H74ZM74 214H73V215H74ZM76 214H77V213H76ZM134 214H135V213H134ZM220 214H222V213H220ZM225 214H226V213H225ZM233 214H234V213H233ZM242 214H243V213H242ZM245 214H246V213H245ZM258 214H259V212H258ZM13 215H14V214H13ZM123 215H124V214H123ZM131 215H132V214H131ZM131 215H130V216H131ZM167 215H168V214H167ZM169 215H170V214H169ZM251 215H252V214H251ZM0 216H1V215H0ZM18 216H19V215H18ZM84 216H85V214H84ZM87 216H88V215H87ZM165 216H166V215H165ZM216 216H217V215H216ZM249 216H250V215H249ZM13 217H14V216H13ZM125 217H127V216H125ZM151 217H153V216H151ZM167 217H169V216H167ZM188 217H189V215H188ZM236 217H237V216H236ZM247 217H248V216H247ZM3 218H5V217H3ZM74 218H75V217H74ZM160 218H161V216H160ZM223 218H224V217H223ZM226 218H227V217H226ZM234 218H235V217H234ZM245 218H246V217H245ZM248 218H249V217H248ZM1 219H2V218H1ZM14 219H15V218H14ZM60 219H61V218H60ZM83 219H84V218H83ZM86 219H87V218H86ZM156 219H157V218H156ZM171 219H172V220H171ZM184 219H186V218H184ZM252 219H253V218H252ZM52 220H53V219H52ZM166 220H167V219H166ZM166 220H164V221H166ZM190 220H191V219H190ZM194 220H195V218H194ZM237 220H238V217H237ZM246 220H247V219H246ZM49 221H50V220H49ZM56 221H57V220H56ZM80 221H81V219H80ZM92 221H93V220H92ZM168 221H169V220H168ZM173 221H172V222H173ZM232 221H233V220H232ZM38 222H39V221H38ZM38 222H37V223H38ZM82 222H84V221L82 220ZM194 222H195V221H194ZM194 222H191V223H194ZM239 222H240V221H239ZM2 223H3V222H2ZM39 223H40V222H39ZM54 223H55V221H54ZM54 223H53V224H54ZM78 223H79V222H78ZM92 223H93V222H92ZM164 223H165V222H164ZM230 223H231V222H230ZM235 223H236V222H235ZM248 223H249V222H248ZM250 223H251V222H250ZM46 224L48 225V223H46ZM98 224H99V223H98ZM151 224H152V223H151ZM171 224H174V223H171ZM171 224H170V225H171ZM197 224H199V223H197ZM207 224H208V223H207ZM233 224H234V223H233ZM2 225H3V224H2ZM2 225H0V228H1ZM37 225H38V224H37ZM56 225H57V224H56ZM93 225H94V223H93ZM119 225H121V224H119ZM152 225H153V224H152ZM160 225H162V224H160ZM192 225H193V224H192ZM35 226H36V225H35ZM51 226H52V225H51ZM58 226H59V225H58ZM60 226H61V225H60ZM91 226H92V225H91ZM156 226H157V225H156ZM177 226H179L180 229H182V230H177ZM219 226H220V225H219ZM221 226H222V225H221ZM231 226H232V225H231ZM237 226H238V225H237ZM237 226H236V227H237ZM252 226H253V225H252ZM33 227H34V226H33ZM39 227H40V226H39ZM44 227H45V225H44ZM44 227H43V228H44ZM46 227L49 228L48 226H46ZM56 227H57V226H56ZM64 227H65V226H64ZM78 227H79V226H78ZM86 227H87V226H86ZM118 227H119V226H118ZM118 227H117V228H118ZM181 227H182V228H181ZM187 227H186V228H187ZM196 227H197V225H196ZM206 227H207V226H206ZM2 228H3V227H2ZM9 228H10V227H9ZM47 228H46V230H47ZM92 228H93V227H92ZM156 228H157V227H156ZM167 228H168V227H167ZM169 228H170V227H169ZM224 228H225V227H224ZM239 228H240V227H239ZM244 228H245V227H244ZM251 228H252V227H251ZM62 229H63V228H62ZM89 229H90V228H89ZM96 229H97V228H96ZM151 229H152V228H151ZM190 229H191V228H190ZM55 230H56V229H55ZM87 230H88V229H87ZM87 230H86V231H87ZM227 230H228V229H227ZM257 230H258V229H257ZM3 231H4V230H3ZM124 231H125V230H124ZM219 231H222V229L220 228ZM237 231H238V230H237ZM43 232H44V230H43ZM48 232H50V230H49ZM57 232H58V231H57ZM69 232H70V231H69ZM78 232H79V231H78ZM87 232H89V231H87ZM122 232H123V231H122ZM167 232H168V231H167ZM185 232H186V231H185ZM192 232H193V231H192ZM246 232H247V231H246ZM92 233H93V232H92ZM125 233H126V232H125ZM186 233H187V232H186ZM238 233H239V232H238ZM32 234H33V233H32ZM39 234H40V233H39ZM51 234H52V233H51ZM60 234H61V233H60ZM71 234H72V233H71ZM89 234H90V233H89ZM172 234H171V235H172ZM179 234H181V233H179ZM182 234H183V232H182ZM219 234H220V233H219ZM260 234H262V233H260ZM65 235H66V234H65ZM65 235H64L63 237H65ZM73 235H74V234H73ZM164 235H165V234H164ZM176 235H177V234H176ZM184 235H185V233H184ZM187 235H189V234H187ZM187 235H185V236H187ZM224 235H225V234H224ZM243 235H244V234H243ZM47 236H49V235H47ZM68 236H69V235H68ZM177 236H178V235H177ZM181 236H182V235H181ZM181 236H179V237H181ZM38 237H39V235H38ZM55 237H56V236H55ZM118 237H119V236H118ZM127 237H128V236H127ZM136 237H137V236H136ZM170 237H171V236H170ZM174 237H175V236H174ZM179 237H178V238H179ZM187 237H188V236H187ZM187 237H186V240H187ZM30 238H31V237H30ZM50 238H51V235H50ZM70 238H71V237H70ZM70 238H69V239H70ZM72 238H73V237H72ZM81 238H82V237H81ZM125 238H126V237H125ZM242 238H243V237H242ZM36 239H37V238H36ZM36 239H35V241H38V240H36ZM53 239H54V237H53ZM123 239H124V238H123ZM135 239H136V238H135ZM188 239H190V240H189V244H190L191 238L188 237ZM237 239H238V238H237ZM250 239H251V238H250ZM0 240H1V239H0ZM50 240H51V239H50ZM62 240H63V239H62ZM76 240H78V239H76ZM131 240H132V239H131ZM137 240H138V239H137ZM48 241H49V239H48ZM60 241H61V240H60ZM121 241H122V240H121ZM126 241H127V240H126ZM173 241H174V240H173ZM182 241H183V240H182ZM235 241H236V240H235ZM32 242H33V241H32ZM32 242H31V243H32ZM58 242H59V241H58ZM63 242H64V241H63ZM68 242H69V241H68ZM117 242H119V241H117ZM174 242H175V241H174ZM237 242H238V241H237ZM34 243H35V242H34ZM69 243H70V242H69ZM79 243H81V242H79ZM183 243H184V242H183ZM185 243H186V242H185ZM72 244H74V243H72ZM176 244H177V243H176ZM230 244H231V243H230ZM246 244H247V243H246ZM23 245H24V243H23ZM26 245H27V244H26ZM187 245H188V244H187ZM187 245H185V246H187ZM225 245H226V244H225ZM241 245H242V243H241ZM35 246H36V244H35ZM35 246H34V247H35ZM72 246H73V245H72ZM78 246H79V245H78ZM219 246H220V245H219ZM233 246H234V245H233ZM249 246H250V245H249ZM75 247H76V246H75ZM240 248H241V247H240ZM25 249H26V248H25ZM179 249H180V248H179ZM244 249H245V248H244ZM21 250H22V249H21ZM221 250H222V249H221ZM225 250H226V249H225ZM235 250H236V249H235ZM253 250H255V249H253ZM257 250H258V249H257ZM259 250H260V249H259ZM261 250H262V249H261ZM17 251H18V250H17ZM134 251H135V250H134ZM242 251H243V250H242ZM21 252H22V251H21ZM47 252H48V251H47ZM136 252H137V251H136ZM235 252H236V251H235ZM18 253H19V251H18ZM26 253H28V252H26ZM34 253H35V252H34ZM41 253H42V252H41ZM28 254H29V253H28ZM35 254L37 255V253H35ZM35 254H34V255H35ZM234 254H235V253H234ZM256 254H258V253H256ZM19 255H20V253H19ZM44 255H45V254H44ZM44 255H43V256H44ZM246 255H247V254H246ZM25 256H26V255H25ZM28 256H29V255H28ZM32 256H33V255H32ZM32 256H31V257H32ZM140 256H141V255H140ZM243 256H244V253H243ZM17 257H18V256H17ZM33 257H35V256H33ZM44 257H45V256H44ZM209 257H210V256H209ZM23 258H24V257H23ZM26 258H27V257H26ZM141 258H143V257H141ZM210 258H211V257H210ZM214 258H215V256H214ZM247 258H248V257H247ZM257 258H258V257H257ZM16 259H17V258H16ZM20 259H21V258H20ZM27 259H28V258H27ZM33 259H35V258H33ZM134 259H135V258H134ZM216 259H217V258H216ZM38 260H39V259H38ZM262 260H263V259H262ZM19 261H20V260H19ZM32 261H33V260H32ZM35 261H37V260H35ZM209 261H212V260L210 259ZM214 261H215V260H213V262H214ZM253 261H254V259H253ZM257 261H258V260H257ZM263 261H264V260H263ZM40 262H41V261H40ZM52 262H53V261H52ZM61 262H62V261H61ZM189 262H190V261H189ZM213 262H212V263H213ZM35 263H36V262H35ZM185 263H186V262H185ZM220 263H221V262H220ZM259 263H260V262H259ZM71 264H72V263H71ZM191 264H192V263H191ZM257 264H258V263H257Z\"/></svg>",
	"mask_w": 264,
	"mask_h": 264
}]
</instances>
